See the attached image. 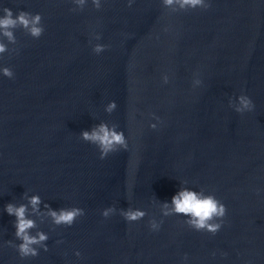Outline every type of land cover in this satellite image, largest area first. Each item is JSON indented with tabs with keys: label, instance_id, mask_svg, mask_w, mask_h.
<instances>
[{
	"label": "water",
	"instance_id": "water-1",
	"mask_svg": "<svg viewBox=\"0 0 264 264\" xmlns=\"http://www.w3.org/2000/svg\"><path fill=\"white\" fill-rule=\"evenodd\" d=\"M3 3L40 12L45 31L34 39L17 29L9 48L18 51L3 58L15 76L0 79V243L14 239L3 205L25 191L85 215L71 227L38 219L48 251L20 260L4 245L0 264H264V2L211 0L175 13L160 0H105L75 12L70 0ZM95 32L108 45L99 55L89 43ZM241 91L255 102L242 115L228 105ZM150 112L161 117L157 129ZM101 121L124 129L129 143L103 160L79 137ZM181 180L226 204L215 235L177 215L149 229ZM129 204L147 215L131 224L119 212L100 215Z\"/></svg>",
	"mask_w": 264,
	"mask_h": 264
},
{
	"label": "clouds",
	"instance_id": "clouds-1",
	"mask_svg": "<svg viewBox=\"0 0 264 264\" xmlns=\"http://www.w3.org/2000/svg\"><path fill=\"white\" fill-rule=\"evenodd\" d=\"M128 7H131L135 0H126ZM264 2V0H261ZM72 8L70 11H81L89 4L99 10L102 8L105 0H70ZM161 6L169 12H183L194 9H207L211 6V0H160ZM42 15L40 12H30L20 9L13 12L0 0V79H13L15 73L13 68L3 62L4 54L10 51H18L10 49L9 45L17 43L16 30L22 29L27 35L34 39H38L45 31L42 23ZM101 34L95 32L92 34L91 50L99 55L105 51L108 45L99 42ZM96 42H92V41ZM161 80L167 84L170 80L168 73H162ZM202 84V80L198 74H194L192 79V87L197 88ZM228 105L236 113L244 114L251 112L255 108V102L250 95L241 91L234 97L228 98ZM117 109L115 100H109L104 106V110L111 114ZM151 119L148 127L157 129L161 121V117L154 112L148 114ZM80 139L93 144L98 149L99 158L101 160L107 158L111 153L121 149L127 150L129 147L128 135L125 130L119 128L115 124H109L101 121L90 129H83L79 134ZM181 186L174 192L170 200L160 202V219L151 217L148 221V227L151 231H159L163 224V218L177 215L183 216L184 224L195 231H203L215 235L223 226L224 217L227 214L226 204L218 198L214 192L205 191L204 188H196L187 186V180H181ZM131 198V190H129V199ZM43 204V208L41 205ZM3 212L14 217L12 221L14 228V239L5 240L0 243V248L7 245L13 248L20 260L36 257L40 251H48L49 246L46 243L49 239V232L39 227L38 219L43 222L44 217L50 219L53 226L71 227L79 217L85 215V209L75 204L63 206L60 208H52L47 202L43 201L39 193L29 194L25 191L22 202H7L3 205ZM119 212L123 219L131 224L139 221L147 215V211L141 207L129 206L125 209H117L115 205H109L100 211V215L107 219L113 214ZM57 244L63 243L62 239L56 241ZM76 257L81 256L79 249L74 251ZM215 255V253H213ZM226 255V253H222ZM187 260V254H185Z\"/></svg>",
	"mask_w": 264,
	"mask_h": 264
}]
</instances>
